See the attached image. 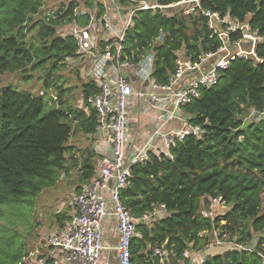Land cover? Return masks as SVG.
I'll list each match as a JSON object with an SVG mask.
<instances>
[{
	"label": "trees",
	"instance_id": "obj_1",
	"mask_svg": "<svg viewBox=\"0 0 264 264\" xmlns=\"http://www.w3.org/2000/svg\"><path fill=\"white\" fill-rule=\"evenodd\" d=\"M43 2L0 0V74L42 70L45 90L55 88L58 98L55 107L45 110L50 104L43 94L11 85L0 88V205L37 193L45 180L69 164L78 169L80 192L99 157L86 148L80 162L68 143L74 134H95L96 112L85 99L97 87L87 80L80 84L81 100L89 108L85 111V106L72 107L63 97L70 88L52 77L68 57L77 56L75 39L59 35L57 28L73 19L85 25L89 15H76L79 2L69 0L34 20ZM98 5L102 11L101 1ZM184 10L137 11L125 33L122 57L138 62L142 54L153 52V75L165 82L176 58L196 60L219 46L207 27L205 10L247 17L251 28L264 34V0H200L195 10ZM256 53L262 63L232 61L216 85L202 89L199 98L184 106L190 121L204 128L201 138L186 136L174 142L168 155L150 153L130 167L121 201L134 216L148 215L137 226L140 236L131 242L133 264H161L156 247L166 252L163 264H190L185 251L205 253L208 247L211 254L199 264H264V42L257 43ZM251 113L261 117L248 122ZM216 198L226 209L210 217L203 211ZM155 209L161 214H153ZM214 232L219 238L224 235L225 243L216 244Z\"/></svg>",
	"mask_w": 264,
	"mask_h": 264
},
{
	"label": "built area",
	"instance_id": "obj_2",
	"mask_svg": "<svg viewBox=\"0 0 264 264\" xmlns=\"http://www.w3.org/2000/svg\"><path fill=\"white\" fill-rule=\"evenodd\" d=\"M199 1L180 0L160 5L148 0H123V8L112 0H91L90 9L78 7L74 10L79 16L88 14L89 20L80 25L73 19L68 24V34L63 37L70 35L75 39L77 56L68 58L83 60L87 81L98 89L85 99V103L96 112L95 135L102 137L104 150L100 151L101 158L93 176L73 199L75 214L68 226L44 237V252L36 251L18 263L100 264L102 251L112 249L103 243L104 221L109 219L118 235L113 247L117 264H133L131 242L140 236L137 226L148 220V215L134 216L121 201L120 194L127 186L130 167L147 159L150 153L168 155L174 142L186 136L201 138L204 128L190 121L192 115L184 111V106L199 98L202 89L216 85L221 70L232 61L263 62L256 53V46L264 42V34L252 29L247 17L240 20L229 13L210 10L203 13L207 17V27L220 40L219 46L213 52L199 55L196 60L176 58L174 69L165 82H159L153 75V52L142 54L138 62L122 57L125 33L137 11L180 6L188 14L195 10ZM237 33L240 36L234 37ZM135 100L137 103L143 100L138 112L147 116L148 121L144 123L137 118L131 133L129 113ZM212 200L218 202L221 198ZM152 213L161 214L156 209ZM214 235L216 244L225 243L224 235L220 238L216 232ZM154 254L159 255L163 264L165 250L156 247ZM183 255L190 261L195 257L187 251Z\"/></svg>",
	"mask_w": 264,
	"mask_h": 264
},
{
	"label": "rangeland",
	"instance_id": "obj_3",
	"mask_svg": "<svg viewBox=\"0 0 264 264\" xmlns=\"http://www.w3.org/2000/svg\"><path fill=\"white\" fill-rule=\"evenodd\" d=\"M68 1L44 0L42 8L34 16V20L52 14L61 4L67 5ZM112 1H115L118 7L124 6L122 1ZM148 1L155 4L158 2V0ZM78 2L79 9H90V5H85V0H78ZM67 28L68 23L59 26L57 33L64 36L68 34ZM82 61L81 58L76 60H69L68 58L64 68L52 72V77L57 79L58 83L70 88L63 97L69 101L72 107L76 108H84L85 106L83 100H81L80 84L82 81L87 80L84 75L87 67ZM26 74H28V77H25ZM44 78L45 75L42 70L33 71L28 69L23 72H5L0 74V88L11 85L18 89L31 91L34 94H43L50 104L46 105L45 110H47L57 105L58 98L55 88L45 90ZM88 109L85 106V111H88ZM260 117L251 113L248 116V122H251L252 118L256 120ZM92 142L91 137L80 133L74 134L68 141L73 146L74 156L78 157L80 162L82 160L81 151L86 148L90 150ZM77 170L76 166L69 164L66 170L57 171L52 180H45L41 190L37 193L26 195L20 199H8L0 205V264H19L17 261H24L25 258H29L36 251L44 252L42 247L44 237L57 230V227L68 226V221L74 210L73 199L80 190V188H77L79 184ZM225 209L226 205L222 201L213 202L212 200L209 201L203 212L210 217H214L217 214H222ZM187 252L193 254L189 250Z\"/></svg>",
	"mask_w": 264,
	"mask_h": 264
},
{
	"label": "crops",
	"instance_id": "obj_4",
	"mask_svg": "<svg viewBox=\"0 0 264 264\" xmlns=\"http://www.w3.org/2000/svg\"><path fill=\"white\" fill-rule=\"evenodd\" d=\"M139 103V105H138ZM138 103L136 102V100L134 101V103L132 104V107H130V113H129V117L132 120L131 121V133H133V125H135V120L137 118H140L145 122L148 121L147 116H144L143 114H140L138 111L140 110V103L141 100L138 101ZM144 102L142 101V104ZM133 129V130H132ZM87 137H91L93 139L92 142V149L95 151V153L99 156L96 159V162L98 159L101 158V154L100 151L104 150L103 147V141L101 140L102 137H97L95 134H89V135H85ZM97 165V164H96ZM74 211V212H73ZM72 211V214L70 216V219L68 221V224L70 223L71 219L73 218L74 214H75V210ZM66 227L64 226H60L57 227V230H61V229H65ZM117 239H118V235L114 229V226L112 224V222L109 219H106L104 221V235H103V243H105L106 246H110L112 249H105L102 251V256H101V263L100 264H117V256H116V251L115 249H113V247H115L116 243H117ZM211 252V247H208L204 252H200V253H196L194 254V258L190 261V264H199V262H201L203 260V258L205 257V255L209 254ZM192 254V255H193ZM211 254V253H210ZM201 257V258H200ZM193 260H195V262H193Z\"/></svg>",
	"mask_w": 264,
	"mask_h": 264
},
{
	"label": "water",
	"instance_id": "obj_5",
	"mask_svg": "<svg viewBox=\"0 0 264 264\" xmlns=\"http://www.w3.org/2000/svg\"><path fill=\"white\" fill-rule=\"evenodd\" d=\"M126 76V75H125ZM257 236H255L253 239H252V242H250L248 245L244 246L246 249L250 248L252 246V243L256 240Z\"/></svg>",
	"mask_w": 264,
	"mask_h": 264
}]
</instances>
